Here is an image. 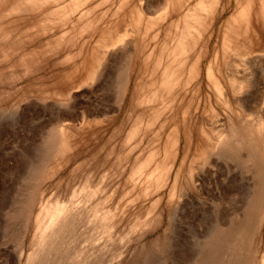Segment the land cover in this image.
Segmentation results:
<instances>
[{
	"label": "rangeland",
	"instance_id": "374dc122",
	"mask_svg": "<svg viewBox=\"0 0 264 264\" xmlns=\"http://www.w3.org/2000/svg\"><path fill=\"white\" fill-rule=\"evenodd\" d=\"M18 1L0 4V264H39L43 252H49L48 264H211L217 227L240 216L255 183L251 164L230 154L224 137L231 135L230 124L245 123L250 138L260 126L264 139V106H258L264 105V41L243 56L234 52L236 41L225 40L237 47L233 55L222 42L230 33L224 20L234 13L237 22L246 1L216 0L205 18L194 12L200 0H22L29 5L20 10ZM263 5L248 0L251 23L245 30L246 19L239 17L238 37L260 33ZM193 16H200L195 20L203 29L195 39L196 31L183 27ZM180 32L181 39L193 38L189 46L180 42L182 49ZM221 43L231 56L223 55ZM206 66L218 75L221 92ZM229 66L250 71L244 70L251 77H245L248 91L228 93ZM165 69L175 73L163 77ZM239 97L245 102L238 107L233 100ZM246 103L263 112L255 114ZM66 129L69 145L60 149ZM55 200L77 218L63 237L40 246L51 228L45 206ZM94 207L104 215L101 224ZM263 238L264 221L251 240L254 256L260 254L255 246L262 253Z\"/></svg>",
	"mask_w": 264,
	"mask_h": 264
},
{
	"label": "bare ground",
	"instance_id": "6f19581e",
	"mask_svg": "<svg viewBox=\"0 0 264 264\" xmlns=\"http://www.w3.org/2000/svg\"><path fill=\"white\" fill-rule=\"evenodd\" d=\"M1 2H0V4H2V1L5 3V1L6 0H0ZM15 1V0H14ZM16 1H18V0H16ZM20 1L22 2L21 4H20ZM34 1V0H33ZM32 0H29V4L31 3L32 4V2H33ZM37 1H39V0H37ZM35 2L36 4L38 3V2ZM204 0H200L199 1V3L195 6V9L196 10H194V12H197L198 10H199V13L201 14V12H203V15H202V17L203 18H205V15H204V11H205V9H206V11L208 10V8L210 7V10H211V7H213V6H211V4L212 3H214L215 4V2H216V0H206V2L204 1ZM246 2L244 3V2H241V3H243L244 5L241 7L240 5V7H239V11L237 10V7H236V10L238 11V16L240 17L241 16V19L242 18H245L246 20H245V22H247V23H245V25L247 24V27H245V30H247V28H248V26H250V19H248V15L247 14H249V7L250 6H248V0H245ZM13 2V1H12ZM11 2V3H12ZM19 2V3H18ZM17 3L18 4H20V8H18L19 10L20 9H22L21 7H24L23 6V1L22 0H19ZM24 2H26V0H24ZM236 2V1H235ZM234 2V3H235ZM238 2H239V0H238ZM260 2V1H259ZM2 4V5H5V4ZM11 3L10 4H8V6H10L11 5ZM27 3V4H28ZM35 3H33V5L32 6H34V4ZM237 3V2H236ZM250 3V2H249ZM15 4V3H14ZM14 4H12L11 6H12V9L13 10H17V8H14V6H16V4L14 5ZM27 4L25 5V6H27ZM28 4V5H29ZM30 4V5H31ZM238 4H240V3H238ZM14 5V6H13ZM22 5V6H21ZM235 5V4H234ZM242 5V4H241ZM250 5V4H249ZM258 5V4H257ZM261 5V4H260ZM5 6H7V5H5ZM216 6V5H215ZM28 7V6H27ZM205 7H207V8H205ZM247 7H248V9H247ZM263 7H264V5H263ZM262 6L260 7L261 8V10H263L262 8H263ZM8 9H10V10H12L11 9V7L9 8V7H7ZM7 8H5V9H7ZM198 8V9H197ZM215 8V7H214ZM234 9H235V7H234ZM200 10H201V12H200ZM213 10V9H212ZM235 10V11H236ZM234 11V12H235ZM257 11V10H256ZM210 12V11H209ZM212 12V11H211ZM193 13V12H192ZM198 12L196 13V14H199ZM236 13V12H235ZM254 13H256V12H254ZM260 13H263L264 14V10H263V12L261 11ZM199 14V15H200ZM207 14H208V11H207ZM233 14L234 13H232V16H233ZM232 16L230 15V16H228V17H230L229 19H228V17L226 18L227 20H224V22L226 21V26L224 25L223 27H226V28H223V29H226L225 31L227 32V31H229L230 30V33L229 32H227V34L228 35H230L231 36V32H232V34L233 33H235L236 35L238 34V32L240 31V29H241V26L239 25L240 24V18L238 17V23L234 20V18L236 17V15H234L235 17L234 18H232ZM263 18H264V15H261ZM194 17V19H192V22L190 23V22H188L189 20H187L184 24H187V22H188V25H187V27H185V26H183L184 28H187L188 29V27L189 28H193L192 30L193 31H196V37H195V33H194V36H193V38L195 39V38H197V36H199L200 34H201V32H202V30H201V25H200V20L199 21H197L196 22V20H198V19H200V16H199V18L198 19H196L195 18V16H193ZM192 17V18H193ZM186 18H187V16H186ZM185 18V19H186ZM191 18V17H190ZM231 18H232V21H234V22H232L231 21ZM237 18V17H236ZM255 18H256V16H255ZM196 19V20H195ZM262 19V18H261ZM193 20H195V22H194V24H192L193 23ZM256 20V19H255ZM263 20V19H262ZM237 23V27L236 26H232L231 25V23L233 24V23ZM241 22H242V20H241ZM191 25H190V24ZM261 24H264V21H263V23H261ZM234 25V24H233ZM201 26V27H200ZM182 27V28H183ZM184 28H183V30H184ZM254 28V27H253ZM262 28L263 29H260V33H258V31L256 32V31H252V30H255V29H252L251 30V32H253V33H256V35H255V37L254 36H252V38H251V35L249 34V36L248 35H246L247 33H245V35L242 37V38H240V37H238V36H240V34L239 35H237V37L235 36H231V39H230V37L227 35V34H223V36H225V35H227V36H225V37H223V38H225L224 40H222V42L224 41L225 42V44L224 43H221V46H222V50H223V48H224V46L225 45H227L229 42H231V40L233 39V41H236L235 43H237V47H238V49H237V47H236V49H237V51H234V52H237V53H241L240 55H246V51H249V52H251V51H253L254 49H252V48H254L255 47V44L257 43V45H259L261 42H263L264 41V25L262 26ZM190 29V30H191ZM195 29V30H194ZM186 30V29H185ZM190 30H188V32H190ZM201 30V31H200ZM181 31V30H180ZM187 31V30H186ZM199 31H200V34H199ZM224 32V31H223ZM242 32H244V29H243V31ZM198 33V34H197ZM261 33H262V35H261ZM182 33L180 32V34H177V38H179V40L182 38V35H181ZM189 34V33H188ZM188 34H185L184 33V35H186V36H189L190 34H191V32H190V34L188 35ZM202 34H203V32H202ZM178 35L180 36L181 35V37H178ZM234 35V34H233ZM191 37V36H190ZM177 38H175V39H177ZM192 38V37H191ZM191 38H189L188 39V37H187V39L186 38H183V39H181V41H179L178 40V44L181 42H183V41H185L184 42V44H186L188 41V43H187V45L189 46L190 45V41H191ZM193 38H192V40H193ZM222 38V39H223ZM230 39L229 41H228V39ZM116 39H118V40H115V41H119V38H116ZM186 39V40H185ZM227 39V44H226V40ZM188 40V41H187ZM176 42H177V40H175ZM115 43V42H114ZM175 43V42H174ZM180 43V44H181ZM232 43V42H231ZM234 43V44H235ZM178 44L176 43V45L178 46ZM179 44V45H180ZM183 44V43H182ZM184 44L182 45V46H184ZM223 44H224V46H223ZM175 45V46H176ZM187 45H186V49H188L187 48ZM228 45H230V44H228ZM227 45V47L229 48L228 49V52L229 53H232L233 52V50H236L235 48H233V45H231L232 47H230V46H228ZM173 46H174V44H173ZM181 46V45H180ZM182 46H181V49H182ZM220 46V47H221ZM235 46V45H234ZM226 47V46H225ZM257 47V46H256ZM260 47V46H259ZM261 47H262V45H261ZM180 48V47H179ZM231 48H233V50H230ZM177 49H178V47H177ZM185 49V50H186ZM244 49L246 50V51H244ZM259 49V48H258ZM264 49V48H263ZM183 50H184V47H183ZM226 50V51H225ZM225 50H223L224 51V53H223V55L225 54V52H227V48L225 49ZM230 50V51H229ZM180 51V53H181V50H179ZM255 51V50H254ZM260 51H262V50H260ZM184 52V51H183ZM182 52V53H183ZM227 52V53H228ZM242 52H244V54L242 53ZM256 52V51H255ZM258 52H259V50H258ZM257 52V53H258ZM263 52H264V50H263ZM225 54V55H228V54ZM234 53H232L231 55H233ZM98 55V54H97ZM182 55V54H181ZM184 55V54H183ZM183 55H182V57H183ZM230 55V54H229ZM230 55V56H231ZM247 55H248V53H247ZM101 56V55H100ZM235 56H238V54L237 55H235ZM235 56H233V57H235ZM98 57V56H97ZM97 57H95V58H97ZM180 57V56H179ZM100 58H102V57H98L97 59V64L99 65V63H100V61H101V59ZM231 57H229V59H230ZM243 58V57H242ZM99 59H100V61H99ZM181 59V58H180ZM228 59V58H227ZM233 59V58H232ZM231 59V60H232ZM236 59V58H235ZM194 60H195V58H194ZM231 60H229L228 62H230V63H228V64H230L231 65V62H233V61H231ZM237 60L238 61H240V60H242L241 59V56H240V58H238V59H236L235 61L237 62ZM177 61H179V58H177V60H176V62ZM197 60H195V62H196ZM224 60H221V62H223ZM234 61V65L236 64V62ZM96 62V61H95ZM194 62V63H195ZM212 61H210V63H211ZM227 62V61H226ZM177 63H179V62H177ZM96 63L94 64V66L93 67H95V65H97ZM168 64V63H167ZM166 64V65H167ZM192 64H193V61H192ZM195 64H197V63H195ZM194 64V65H195ZM227 64V63H226ZM226 64H224L226 67L228 66V64L226 65ZM244 64V63H243ZM97 65V66H98ZM171 65V64H170ZM169 65V66H170ZM177 65V64H176ZM176 65H174V69L176 70V68L178 67V65H177V67H176ZM194 65H192V66H190V68L191 67H193ZM208 65V64H207ZM236 65H241V68H242V64H236ZM246 65V64H245ZM96 66V67H97ZM172 66V65H171ZM211 66H213L212 64H211ZM231 66H233V65H231ZM244 66V65H243ZM93 68L92 69V72H91V70H90V72L91 73H94L95 71H96V69L97 68ZM165 67H167L166 69H168V66H165ZM176 67V68H175ZM196 69H197V65H195L194 66ZM207 67V66H206ZM219 67V66H218ZM234 67V66H233ZM170 68V67H169ZM183 68H184V66H183ZM194 68V69H195ZM208 68V70H206L207 71V73L210 75V79L212 78L213 80H212V84L214 83L215 85V89H217L219 92H221V90H223L222 88H223V86L220 84V81H218L217 80V78H219V77H217L218 75H216L215 74V76H214V72H213V70H211V68H210V66H208L207 67ZM223 68V67H222ZM229 68L231 69L232 67H230L229 66ZM249 68V67H248ZM165 69V71H167ZM171 69H173V67H171ZM170 69V70H171ZM193 69V70H194ZM213 69V68H212ZM220 69V68H219ZM225 69V68H224ZM223 69V70H224ZM226 69H228V68H226ZM244 69V68H243ZM175 70L173 71V70H171V71H173L174 73H175ZM188 70V69H187ZM229 70V69H228ZM228 70H226L225 71V73L224 72H222L224 75H226L227 76V74L226 73H229L228 72ZM233 70H236V71H232V69H231V71L232 72H230V74H228V77H227V83H228V86H230V89H231V91L230 92H228V93H236V92H243L244 90H243V88H246L247 87V84H248V81H245L246 79H248V80H250L251 79V77L249 76L248 78L246 77V75H245V71L244 70H247L246 68L244 69V70H242V72L238 69V68H235V69H233ZM171 71H167V72H169V73H167V72H164V74H165V76H163L164 74H161V77L163 76V77H166V76H169V74H171ZM211 71H212V73H211ZM215 71V70H214ZM248 71V70H247ZM189 72L191 73L190 75H189ZM189 72H187L188 74H187V77L188 76H191L192 75V72L189 70ZM249 73H250V71H248ZM90 73V74H91ZM173 73V74H174ZM193 73H195L194 71H193ZM218 73V72H217ZM247 73V72H246ZM173 74H172V76H173ZM208 74H207V76H208ZM248 74V73H247ZM251 74V73H250ZM223 75V76H224ZM92 76H93V74H92ZM160 77V78H161ZM209 77V76H208ZM245 77H246V79H245ZM168 78V77H167ZM170 78V77H169ZM221 78V77H220ZM264 78V77H263ZM162 79V78H161ZM165 79V78H164ZM172 79V78H171ZM255 79V78H254ZM261 79V78H260ZM163 80V79H162ZM167 80H169V79H167ZM166 80V81H167ZM255 80H257V78L255 79ZM261 80H263V79H261ZM170 81V80H169ZM169 81L167 82V83H169ZM257 81H259V79L257 80ZM161 82V81H160ZM251 82V84L253 83L252 82V80L250 81ZM124 83V82H123ZM163 83H166L165 81L163 82ZM170 83H171V81H170ZM255 83H256V81H255ZM260 83V82H259ZM222 84H224V83H222ZM254 84V83H253ZM159 85H161L160 83H159ZM164 86H165V84H163ZM225 85V84H224ZM227 85V84H226ZM246 85V86H245ZM250 85V84H249ZM249 85H248V87L246 88V90L245 91H248V88H249ZM171 86H172V84H171ZM171 86H169V87H171ZM173 86H174V84H173ZM245 86V87H244ZM251 86V85H250ZM253 86V85H252ZM257 86V84H255V87ZM264 86V85H263ZM261 87V86H260ZM158 88H159V86H158ZM172 88V87H171ZM228 88V87H227ZM227 88H225L224 89V92H225V90H227ZM259 88V87H258ZM264 87H262V89H263ZM250 89V88H249ZM241 90H243V91H241ZM168 91V90H167ZM166 91V92H167ZM170 91H171V89H170ZM228 91V90H227ZM244 91V92H245ZM157 92V91H156ZM166 92L164 93V94H166ZM218 92V93H219ZM223 92V91H222ZM222 93V97H224V94L225 93ZM260 92H262V90L260 91ZM169 93V95H171L170 94V92H168ZM231 93V94H232ZM234 93V94H235ZM263 93H264V91H263ZM233 94V95H234ZM155 95H156V93H155ZM219 95H221V94H219ZM232 96V95H231ZM228 97H229V95H228ZM237 97V96H236ZM264 97V96H263ZM219 98H221L220 96H219ZM227 97H224V100L226 99ZM228 99V98H227ZM232 99V98H231ZM233 99H235V97L233 98ZM240 99V97L239 98H237L236 100H233V102H235V101H237V104H238V107H239V105L241 104V102H243V101H241V100H239ZM263 100H264V98H262ZM170 101H172V100H170ZM169 101V102H170ZM221 101H223V98H222V100ZM220 101V102H221ZM226 101H228V100H226ZM238 101H241V102H238ZM253 101V100H252ZM231 102V101H230ZM230 102H227V103H229V105H230ZM245 102V101H244ZM254 102H257V100L255 101V99H254ZM258 102H260V101H258ZM261 102H262V100H261ZM264 102V101H263ZM226 103V104H227ZM240 103V104H239ZM171 104V103H170ZM221 104V103H220ZM232 104V103H231ZM245 104V103H244ZM251 104V103H250ZM259 104V103H258ZM257 103H255V105H258ZM223 105V104H222ZM242 105V104H241ZM253 105V104H252ZM224 106V105H223ZM226 106H228V104L226 105ZM248 106H249V104L248 103H246V106H245V108H247L248 109ZM258 106H264V105H261V103L258 105ZM231 108H232V105L230 106ZM237 107V108H238ZM241 107H243V106H241ZM254 107V105L252 106V107H250L249 106V109L248 110H250L251 109V111H253L254 113H255V109L253 108ZM226 108V107H225ZM228 108H229V106H228ZM231 108H229V109H231ZM236 108V111L238 110ZM244 108V107H243ZM254 110H253V109ZM258 108V107H257ZM260 108V110L262 109L261 107H259ZM259 108H258V110H259ZM233 109V108H232ZM242 109V108H241ZM242 110H244V109H242ZM257 110V109H256ZM257 110V111H258ZM229 111H231V110H229ZM241 111V110H240ZM240 111H238V112H240ZM247 111V110H246ZM232 112V111H231ZM261 113L263 112V111H260ZM260 112L258 111V113L260 114ZM230 113V112H229ZM235 113V112H234ZM245 113V112H244ZM231 114V113H230ZM243 114V113H242ZM241 113H240V116L242 115ZM251 114V113H250ZM255 114H257V112L255 113ZM238 117H239V115H238V113L236 114ZM244 115V114H243ZM258 115V114H257ZM254 116L255 117V119H258V116ZM262 115V114H261ZM261 115H259L260 117H261ZM236 116V117H237ZM231 117V116H230ZM235 117V116H234ZM257 117V118H256ZM260 117H259V119H260ZM233 118V117H232ZM246 118V117H245ZM239 119V118H238ZM262 120H263V116H262V118H261ZM234 120V119H233ZM241 120V119H240ZM262 120H260L261 122H259L260 124H262L263 122H262ZM234 121H236V118H235V120ZM257 121V120H256ZM264 121V120H263ZM231 122V121H230ZM240 122V121H239ZM243 122H244V120H243ZM232 123V122H231ZM238 123V122H237ZM242 123V120H241V122H240V124ZM253 123H256V122H253ZM252 123V124H253ZM258 123V122H257ZM256 123V124H257ZM245 123H243L242 124V126H240V125H237V124H230L232 127H231V135H229V134H226V136L224 135V130H223V133H222V135H224L225 137H224V142H225V144H226V146H227V149L230 151V154H232L234 157H237V158H239V159H241V160H243L245 163H250L251 164V169H252V175H253V178H254V180H255V183H254V189H253V191H252V195H251V198L249 199V201L247 202V204H245V205H243L242 206V211H240V213H238V214H240V216L238 217L237 216V218L236 219H234V216H233V218H232V216H231V219H230V217H226L227 219H229L230 221L228 222V223H225V222H223L222 223V221H220L221 223H222V225L221 226H223V227H221L220 225V227H221V229H219L220 227L218 226H215V227H217L218 228V230H221L220 231V233H219V236L216 234V237L218 236V238H217V240L213 243V245L210 247V245L208 246V248H206V250H208L209 249V247L211 248V252L210 251H208V252H210L209 254H213L214 256H216L215 258H214V260L212 261V263L211 264H264V248H262L263 249V251H262V253H261V249L259 250V248H258V246H255V249H256V251L258 252L259 251V255H253L252 254V251H253V249H252V246L250 245L251 243H252V241L251 240H253V237L256 235V233H257V230H258V228L260 227V225H261V223H262V221H264L263 220V213H262V205H263V203H262V201H263V199H264V156H263V154H262V152H264L263 150V148H264V139L263 138H261L262 137V133L261 134H259V131H261L260 130V126H259V131H258V128H252V126H251V131H249V132H252L253 134H255V138H250L249 137V134H248V128H247V126H243ZM249 124L250 123H247L246 125H248L249 126ZM66 127H68V126H65V128ZM262 127L264 128V126L262 125ZM261 127V128H262ZM63 128H64V126H63ZM229 128H230V126H229ZM60 130H61V128H60ZM60 130H59V132H60ZM229 131V130H228ZM263 131V130H262ZM62 132V135H61V138H60V142H61V145L60 146H62V148H60L59 147V144H57V143H60L59 142V139H58V142L56 143L57 144V146L60 148V149H65L66 147H68V146H66L69 142H67V129L65 130V131H61ZM264 134V133H263ZM260 135H261V137H260ZM221 136V135H220ZM252 136V135H251ZM264 136V135H263ZM218 139H220L219 137L217 138V140ZM221 139H223V137L221 136ZM233 141H235L236 143L235 144H237V146L236 145H233L232 144V142ZM220 142V141H219ZM222 143H224L223 142V140L221 141ZM258 143V145H257V143ZM69 145V144H68ZM253 145H256L255 147L253 146ZM263 145V146H262ZM56 146V147H57ZM63 146H66V147H64L63 148ZM58 147H57V149H58ZM225 147V146H224ZM259 148H261V150L259 149ZM242 149H245V151H242ZM263 149V150H262ZM261 151V152H260ZM229 154V155H230ZM239 163V162H238ZM244 165V164H243ZM245 166V165H244ZM246 167V166H245ZM133 170H131L130 172H132ZM133 173V172H132ZM86 175V174H85ZM89 175V174H88ZM88 175H87V177H88ZM91 175V174H90ZM132 175V174H131ZM130 176V175H129ZM133 176V175H132ZM86 176H85V179L87 178ZM91 178V177H90ZM90 178H88V179H90ZM127 179V178H126ZM128 180H130V179H128ZM128 180H127V182H128ZM132 180V179H131ZM85 181V180H84ZM133 181V180H132ZM125 182H126V180H125ZM84 183H86V182H84ZM85 185V184H84ZM88 187H90V186H88ZM131 187V186H130ZM93 188V187H92ZM94 190V189H93ZM93 190L92 191H90V193H93ZM241 190H243V189H241ZM238 191V190H237ZM239 191H240V189H239ZM232 193H233V191H231ZM250 192H251V190H250ZM236 193V192H235ZM239 193V192H238ZM95 194V193H94ZM38 195V194H37ZM47 195V194H46ZM72 195V194H71ZM248 195H249V191H248ZM92 197V196H91ZM248 197V196H247ZM42 198H43V196H42ZM41 198V199H42ZM47 198V197H46ZM48 198H49V196H48ZM52 198V197H51ZM54 198H55V196H54ZM63 198V197H62ZM70 198V197H69ZM71 198H74V196L73 197H71ZM70 198V199H71ZM34 199V198H33ZM33 199H32V202H33ZM44 199V198H43ZM42 199V200H43ZM31 200V199H30ZM54 200V199H53ZM58 200H59V198H58ZM58 200H55V201H51V202H49L46 206H45V214L46 215H48L47 216V218H48V226L47 227H51L50 228V232L49 233H46V232H44L43 231V233L41 234V238H40V240H39V243H40V246L42 245V243L43 242H46V241H49L50 243H52V241H54V243H55V240H54V238L55 237H57V236H61L63 233H65V231L66 230H68L69 231V227H71L73 224L71 223V219H72V216H71V213L72 212H70V211H68L67 210V208L66 207H68V206H66V205H64V203L63 204H61L60 202H58ZM61 200V199H60ZM69 200V199H68ZM85 200V199H84ZM98 200V199H97ZM246 200H247V198H246ZM245 200V201H246ZM44 201V200H43ZM64 201V200H63ZM99 201H100V199H99ZM30 202V201H29ZM32 202H30V204L32 203ZM28 203V202H27ZM39 203H40V200H39ZM45 203H46V201H45ZM66 203V202H65ZM97 203V202H96ZM242 203H245V202H243L242 201ZM24 205H26V204H24ZM24 205H22V206H24ZM32 205V204H31ZM33 205H34V203H33ZM43 205H44V203H43ZM42 205V206H43ZM28 206H29V204H28ZM35 206V205H34ZM25 207V206H24ZM26 207H27V205H26ZM72 207V206H71ZM70 207V208H71ZM97 207H98V205H97ZM103 207V206H102ZM102 207H100L101 209H102ZM238 207V206H237ZM70 208H69V210H70ZM72 208H74V206L72 207ZM240 208H241V206H240ZM44 209V208H43ZM94 209H95V207H94ZM43 211V210H42ZM91 211V210H90ZM80 212H82V211H80ZM19 213V212H18ZM83 213V212H82ZM73 214V213H72ZM75 214V213H74ZM85 214V213H84ZM88 214H86V215H84V216H87ZM92 215V214H91ZM40 216V215H39ZM74 217V216H73ZM74 218H77V217H74ZM74 218L72 219V222H73V220H74ZM95 218H96V220L98 221V223H100L101 224V221L104 219V215H103V213H102V211L100 212L99 211V208H96L95 209ZM225 218V217H224ZM46 219V218H45ZM81 219V218H80ZM227 219H223V221L224 220H227ZM38 220H39V218H38ZM42 220V219H41ZM83 220H85V219H83ZM96 221V222H97ZM228 221V220H227ZM87 224L89 223V221L88 222H86ZM92 223V222H91ZM105 223V222H104ZM76 224V223H75ZM77 224H79V223H77ZM86 224V225H87ZM106 224L108 225V226H106V227H109V224L106 222ZM71 225V226H70ZM96 225V224H95ZM99 225V224H98ZM77 226V225H76ZM92 226H93V224H92ZM215 227H213V228H215ZM75 228V227H74ZM77 228H78V226H77ZM92 228V227H91ZM98 228V227H97ZM105 228V227H104ZM93 229V228H92ZM106 229V228H105ZM216 229V228H215ZM107 230V229H106ZM108 230H109V228H108ZM213 230V229H212ZM37 231V230H36ZM215 231L216 230H214V233H215ZM74 232V231H73ZM72 232V233H73ZM101 232H103V231H101ZM101 232H99V233H101ZM71 233V234H72ZM90 233V232H89ZM88 233V234H89ZM38 234V233H37ZM213 234V233H212ZM73 235V234H72ZM75 235V234H74ZM84 235H85V233H84ZM87 235V234H86ZM64 236H65V234H64ZM61 237H63V236H61ZM87 237V236H86ZM92 237V236H91ZM90 237V238H91ZM208 237H211V234H210V236L208 235ZM207 237V239H209ZM216 237H215V239H216ZM67 238V237H66ZM89 238V237H88ZM207 239H205V240H207ZM214 239V234H213V237H212V240ZM264 239V238H263ZM57 240V239H56ZM37 241V240H36ZM66 241V240H65ZM60 242V241H59ZM68 242V241H67ZM260 243V242H259ZM46 244V243H45ZM204 244H206V243H204ZM209 244V243H208ZM208 244H206V245H208ZM212 244V243H211ZM262 244V243H261ZM263 244H264V242H263ZM36 246V245H35ZM56 246H58V245H56ZM263 247H264V245H262ZM261 246V247H262ZM33 247V246H32ZM43 247V246H42ZM48 245H47V247L45 248V249H48ZM206 247V246H205ZM40 249H42V248H40ZM65 249H66V247H65ZM59 250H60V248H59ZM58 250V251H59ZM63 250V249H62ZM210 250V249H209ZM49 253V252H48ZM48 253H46V252H43L41 255H42V258L40 259L39 258V260H40V263L39 264H48L47 263V259H46V257H48L47 256V254ZM56 253V252H55ZM54 253V254H55ZM30 254V253H29ZM33 254V253H32ZM31 254V255H32ZM38 254V253H37ZM59 254V253H58ZM65 254H66V252H65ZM202 254V253H201ZM209 254H207L208 255V257H207V260L208 261H210L209 260ZM34 255V254H33ZM202 255H204V253L202 254ZM202 255H200V256H202ZM206 255V256H207ZM60 256V255H59ZM54 257H55V255H54ZM65 257V256H64ZM63 257V258H64ZM51 258H52V256H51ZM62 258V259H63ZM200 258H202V257H199V259ZM212 258V257H211ZM54 259V258H53ZM213 259V258H212ZM50 260V259H49ZM52 260V259H51ZM61 260V259H60ZM204 260V259H203ZM205 261V260H204ZM204 261H202L203 262V264L205 263ZM29 262V261H28ZM200 262H201V259H200ZM27 263V262H26ZM56 263H58V262H56ZM61 263V262H60ZM208 263H210V262H208ZM37 264V263H36ZM52 264V263H51ZM65 264V263H64ZM202 264V263H201Z\"/></svg>",
	"mask_w": 264,
	"mask_h": 264
}]
</instances>
